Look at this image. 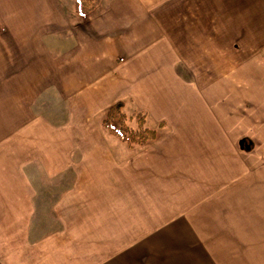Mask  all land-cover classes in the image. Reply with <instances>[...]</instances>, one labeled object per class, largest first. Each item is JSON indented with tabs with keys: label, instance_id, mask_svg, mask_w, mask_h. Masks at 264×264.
<instances>
[{
	"label": "crops",
	"instance_id": "1",
	"mask_svg": "<svg viewBox=\"0 0 264 264\" xmlns=\"http://www.w3.org/2000/svg\"><path fill=\"white\" fill-rule=\"evenodd\" d=\"M70 6L63 22L0 17V264H225L208 232L248 190L247 127L230 74L185 64L212 61L218 36L232 47L264 0ZM120 101L164 124L155 141L131 149L100 127Z\"/></svg>",
	"mask_w": 264,
	"mask_h": 264
},
{
	"label": "rangeland",
	"instance_id": "2",
	"mask_svg": "<svg viewBox=\"0 0 264 264\" xmlns=\"http://www.w3.org/2000/svg\"><path fill=\"white\" fill-rule=\"evenodd\" d=\"M54 8L58 22L61 19L64 21V12L67 16L73 14L70 0H0V17L4 16L5 22H15L17 16H21L22 11H25L27 18L31 17L25 20L29 23L32 16L39 18L36 15L38 12L42 24H48ZM30 10L35 14L33 15ZM261 17L264 19V15H248L250 23L247 30L233 31L232 47L225 46L224 41L218 36L217 46L210 48L211 59L214 58V61L185 64L197 70H211L216 76L230 74L227 82L237 88V93L233 96L236 98L233 107L234 118H239L236 116L239 111L242 116L240 122L247 127L242 136L251 141L248 190L243 191L239 205L232 207L231 219L218 224L217 230L208 232V235L218 237L215 245L212 244L213 240L212 242L209 240V248L216 252L218 261L225 264H264V24H255ZM237 25L239 23L234 24ZM31 33L32 31L26 32L24 45L26 51L27 45H30ZM36 34L37 31L35 39ZM50 34L52 33L46 29L40 32L42 40L46 43L49 42ZM58 49L51 54L59 70L63 68V61L61 62L63 59H59L60 55L57 53H60V48ZM13 50L15 54L19 53L16 48ZM47 67L45 62L44 69L47 70ZM124 112L129 118L134 114L129 110ZM127 124L131 129L137 127L134 120L129 119ZM144 127L153 130L145 124Z\"/></svg>",
	"mask_w": 264,
	"mask_h": 264
},
{
	"label": "trees",
	"instance_id": "3",
	"mask_svg": "<svg viewBox=\"0 0 264 264\" xmlns=\"http://www.w3.org/2000/svg\"><path fill=\"white\" fill-rule=\"evenodd\" d=\"M101 0H74L75 13L78 17L84 18L99 7ZM0 31L2 28L0 26ZM146 114L144 112L134 113L129 117L124 112V103L117 102L109 106L100 122V127L110 136L115 137L128 148L144 147L158 138L159 129L164 124H159L158 129H147L144 127ZM134 120L136 129H131L127 122ZM240 149L244 152H250L252 149L251 141L241 139L239 142Z\"/></svg>",
	"mask_w": 264,
	"mask_h": 264
}]
</instances>
